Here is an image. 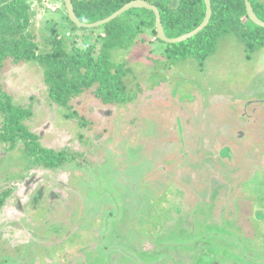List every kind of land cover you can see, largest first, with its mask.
Returning <instances> with one entry per match:
<instances>
[{"label":"rangeland","instance_id":"1","mask_svg":"<svg viewBox=\"0 0 264 264\" xmlns=\"http://www.w3.org/2000/svg\"><path fill=\"white\" fill-rule=\"evenodd\" d=\"M28 1L37 53L52 31L73 34L60 0ZM85 38L98 47L96 32ZM137 41L111 53L137 95L129 104L84 94L65 109L39 63L0 72V264H264V220L250 213H264V158L253 167L231 133L244 108L264 126V50L247 57L226 37L198 67L170 63L147 31ZM17 108L40 147L75 161L43 167L2 129Z\"/></svg>","mask_w":264,"mask_h":264},{"label":"trees","instance_id":"2","mask_svg":"<svg viewBox=\"0 0 264 264\" xmlns=\"http://www.w3.org/2000/svg\"><path fill=\"white\" fill-rule=\"evenodd\" d=\"M60 1L65 9L63 0ZM130 1L133 0H71V4L77 19L83 24H91L107 18ZM145 1L159 11L164 33L169 39L192 31L205 16L204 0ZM249 1L256 16L264 22V2ZM210 3L212 13L207 26L193 38L178 44L158 40L155 16L146 9H131L111 22L91 29L76 27L65 12L64 19L74 29L73 34L58 35L52 31L47 42L49 51L37 53V44L29 30L32 14L29 1L0 0V72L7 65L37 62L43 69V80L53 104L68 109L76 98L90 94L102 105L110 106L133 103L137 97L127 91L124 82L127 70L122 64L112 62L111 53L128 51L145 31L163 45V55L170 63L194 60L200 67L214 54L219 41L226 37L241 42L247 57L264 50V29L248 19L244 0H210ZM95 32L99 37L98 47L85 38ZM6 112L2 129L20 136L43 167L59 168L75 161L70 153L40 147L39 137L20 122L19 118L26 114L23 110L17 108L16 112Z\"/></svg>","mask_w":264,"mask_h":264},{"label":"water","instance_id":"3","mask_svg":"<svg viewBox=\"0 0 264 264\" xmlns=\"http://www.w3.org/2000/svg\"><path fill=\"white\" fill-rule=\"evenodd\" d=\"M64 3V7L67 13V16L70 20V22H72L76 27L78 28H97L100 26H103L109 22H111L112 20H114L115 18L119 17L120 15L124 14L126 11H129L131 9H146L149 11H152L154 16H155V33H156V37L158 38V40L167 43V44H178L181 42H185L191 38H193L194 36H196L199 32H201L209 23V20L211 18V3L210 0H204L205 6H206V11H205V16L203 21L200 23L199 26H197L195 29H193L192 31L177 37V38H173V39H169L166 37L165 33H164V29L161 23V19H160V14L159 11L157 10V8L153 5H151L150 3H148L145 0H133L130 1L129 3L125 4L124 6H122L119 10H117L116 12H114L113 14H111L110 16H108L107 18L97 21L95 23H91V24H83L81 23L73 10V6L71 4V0H63ZM244 5H245V10H246V14L248 19L256 26L261 27L264 29V22L261 21L256 14L253 11V8L251 6V3L249 0H244Z\"/></svg>","mask_w":264,"mask_h":264},{"label":"flooded vegetation","instance_id":"4","mask_svg":"<svg viewBox=\"0 0 264 264\" xmlns=\"http://www.w3.org/2000/svg\"><path fill=\"white\" fill-rule=\"evenodd\" d=\"M244 113L243 116H245V119L243 121H236L235 123H232V125L236 124L234 127H236L235 129L231 130V133L235 132V135L237 137V142H239V139L241 138L242 141L245 143L246 148H247V154H246V160L248 161H252L254 159L258 160L256 162H252V165L255 163H260V161L264 158V126L263 125V118L260 117V114L262 113V111L257 110V109H251L250 113L251 114H247V112L244 110L242 111ZM241 115V111H240V117H243ZM239 124V125H238ZM241 124V125H240ZM241 126V127H240ZM224 137V136H222ZM240 137V138H239ZM240 146V143H239ZM238 146V149H239ZM220 147V146H219ZM245 147V146H244ZM222 154L226 155L227 152L228 153V158H229V162H234L235 160H237V157H235V155L237 154V150H232L230 149V147L228 146H224L222 149ZM232 152V153H231ZM228 160V159H227ZM247 161V163H248ZM249 162V163H250ZM254 167V165H253ZM251 169H255L252 168ZM246 169L242 168L238 171V173H240L241 175L245 172ZM262 171H257V173L259 174L260 178H262V180H260L263 184H264V172L262 174H260ZM177 196L178 197H182L183 196V192L182 191H177ZM181 201V199H180ZM249 208H252L249 206ZM250 213H252V217H254L252 220L260 223L261 221L264 220V213L262 212H257L255 210L250 209Z\"/></svg>","mask_w":264,"mask_h":264}]
</instances>
